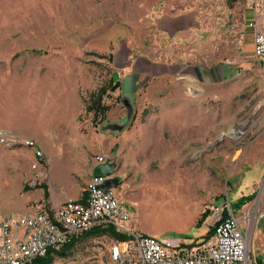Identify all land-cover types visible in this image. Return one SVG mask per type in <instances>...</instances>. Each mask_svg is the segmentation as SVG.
Here are the masks:
<instances>
[{"label":"rangeland","instance_id":"1","mask_svg":"<svg viewBox=\"0 0 264 264\" xmlns=\"http://www.w3.org/2000/svg\"><path fill=\"white\" fill-rule=\"evenodd\" d=\"M256 1L0 0L1 130L47 141L43 159L32 148L1 145L0 218L53 213L49 198L72 196L80 184L85 196L86 169L105 156L116 165L129 229L159 239L204 240L214 228L212 208L256 195L234 211L254 263L264 264V65L254 61L206 89L186 76L191 66L234 62L249 6L258 7L264 29V0ZM183 12L196 17L195 28L169 37L161 17ZM132 50L175 65L139 81L133 102L119 95L122 84L113 91L125 74L115 54L124 64ZM100 97L106 110L95 120L88 108ZM245 120L237 138L226 136ZM54 122L65 126L57 136ZM113 232L81 239L53 264H116L110 248L121 240Z\"/></svg>","mask_w":264,"mask_h":264},{"label":"built area","instance_id":"2","mask_svg":"<svg viewBox=\"0 0 264 264\" xmlns=\"http://www.w3.org/2000/svg\"><path fill=\"white\" fill-rule=\"evenodd\" d=\"M254 58L264 65L263 28L255 33ZM1 141H29L37 149V158L43 159V149L36 140L12 136L0 129V147ZM106 163L107 157L96 158L97 166ZM112 178L92 174L85 198L69 200L53 213L40 208L34 214L7 216L5 222H0V264H33L37 260L33 259V251H40V257L49 251H60L73 238L98 228H111L126 236L110 248L116 264H255L243 221L230 204L212 208L215 230L209 238L196 243L159 239L129 229L132 216L121 204L116 189H103ZM57 212H67L68 221H58ZM55 223H62V230H55Z\"/></svg>","mask_w":264,"mask_h":264},{"label":"crops","instance_id":"3","mask_svg":"<svg viewBox=\"0 0 264 264\" xmlns=\"http://www.w3.org/2000/svg\"><path fill=\"white\" fill-rule=\"evenodd\" d=\"M242 0H239V3H241ZM257 6L261 4L258 1L255 0ZM259 9L258 7L253 8L249 6V8L245 11V15L243 16L241 23V35L239 38V56L232 62V64L221 66V68H211V69H205L202 66H191L189 67V72L186 76H191L196 82L201 84L202 87L206 89V87H211L216 84H220L222 82H225L228 80L229 76H232L233 78L239 75L237 72H244L247 71L253 66L252 62L256 61L254 58V37L257 29H260V24L262 23V17L257 12ZM197 23L196 17L189 13V12H183V13H172L168 15H164L160 19V26L164 33L169 35V37L174 35H180L183 34L182 32L193 30L195 28V25ZM117 50V49H116ZM120 54H123V52L119 51ZM135 54V56H134ZM126 63L122 64L123 61L121 59L116 60V54H115V64L116 67H123V70L125 69V74H123L122 79V90L119 94L121 97H127L132 98L131 101L136 99L138 93H139V81H142V79L147 80L149 78H152L154 76H160V75H167L170 73L171 68L175 65H170L165 62H159L154 61L147 57H140L136 54L135 51H130L128 55L126 56ZM117 62V63H116ZM128 64V65H127ZM177 66H185V64H176ZM235 89V88H234ZM237 89V88H236ZM135 103V101H134ZM80 108L77 103L74 105L71 104V121H74L73 116H76L77 112H79ZM71 121L69 124H71ZM51 126V133L59 134V129L63 126V124L60 123H52ZM73 126V122H72ZM12 132H15L14 128H6ZM1 129V126H0ZM16 133V132H15ZM18 136H21L22 138H30L35 139L38 142L36 137L32 135H21L16 133ZM24 136V137H23ZM46 140L44 142L40 141L39 144L42 146L41 148L46 149ZM43 149V151H44ZM105 157V156H104ZM110 163V162H109ZM96 162H94L92 165H89L86 169V185L88 181H90V178L92 174H94V170L96 168ZM83 185H78V191L72 196H59L55 198H49V203L52 207V209H56L60 207L62 204H64L66 201L74 200V201H80L85 198L83 191ZM65 191V190H64ZM180 240V239H176Z\"/></svg>","mask_w":264,"mask_h":264},{"label":"trees","instance_id":"4","mask_svg":"<svg viewBox=\"0 0 264 264\" xmlns=\"http://www.w3.org/2000/svg\"><path fill=\"white\" fill-rule=\"evenodd\" d=\"M112 59V57H110ZM89 111H94L95 112V120H98L100 115L105 114L106 108L102 106L101 104V97L99 99H94V103L92 107L88 108ZM108 109V108H107ZM104 117L101 120V123L104 122ZM46 197L49 196V193H45ZM256 195H249V196H242L239 198L234 204H231V208L234 210L236 209H241L245 204L253 201L255 199ZM228 216V213L225 214ZM209 217V212L203 213L202 217L198 221V225H201L204 223V221ZM102 230H112L111 228H98L94 229L86 234H84L81 238L77 239H72L69 243H67L60 251H49L45 256L37 258V260L33 264H53L55 260V255L61 256V257H66L68 255V252L73 249L75 244L79 242L81 239L84 238H90L94 235H97L99 232ZM215 228H211L208 236L206 238H209L213 233H214ZM115 231V230H113ZM113 236L116 237L117 239L123 240L126 238L125 235L115 233L113 232Z\"/></svg>","mask_w":264,"mask_h":264},{"label":"bare ground","instance_id":"5","mask_svg":"<svg viewBox=\"0 0 264 264\" xmlns=\"http://www.w3.org/2000/svg\"><path fill=\"white\" fill-rule=\"evenodd\" d=\"M246 124H248V120L243 121L242 125L241 126L239 125V127L235 128V130H232L231 132L226 133V136L237 138L240 135V131L243 129V127ZM1 145H5V147L6 146L8 147L22 146V147L32 148L35 150L36 157H37V149L29 141H1ZM89 182H92V176ZM258 213H259V209L256 210L255 215L252 216L251 219L253 220V217H256ZM6 219H7V216H3L0 218V222H5ZM57 219L58 221H68V213L67 212H57ZM55 230H62V223H55ZM248 247H249V242H248ZM110 252H111V258L114 262V252L113 251H110ZM39 257H40V251H33V259H37Z\"/></svg>","mask_w":264,"mask_h":264},{"label":"water","instance_id":"6","mask_svg":"<svg viewBox=\"0 0 264 264\" xmlns=\"http://www.w3.org/2000/svg\"><path fill=\"white\" fill-rule=\"evenodd\" d=\"M120 86H121V82H118L113 87V91H116ZM222 139L223 138L221 137L216 142H214V146L219 145L221 143ZM115 170H116V165L113 163L100 164V165L96 166V168L94 170V175L97 177H107V176L113 177ZM118 184H119V179L118 178H112L103 186V189L104 190L115 189Z\"/></svg>","mask_w":264,"mask_h":264}]
</instances>
